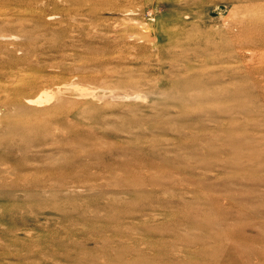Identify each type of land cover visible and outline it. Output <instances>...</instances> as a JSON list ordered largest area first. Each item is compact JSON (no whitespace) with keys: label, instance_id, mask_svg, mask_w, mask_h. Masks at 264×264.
I'll list each match as a JSON object with an SVG mask.
<instances>
[{"label":"rangeland","instance_id":"rangeland-1","mask_svg":"<svg viewBox=\"0 0 264 264\" xmlns=\"http://www.w3.org/2000/svg\"><path fill=\"white\" fill-rule=\"evenodd\" d=\"M0 264H264V0H0Z\"/></svg>","mask_w":264,"mask_h":264},{"label":"bare ground","instance_id":"bare-ground-1","mask_svg":"<svg viewBox=\"0 0 264 264\" xmlns=\"http://www.w3.org/2000/svg\"><path fill=\"white\" fill-rule=\"evenodd\" d=\"M141 24V23H140ZM144 28V27H143ZM71 83V82H70ZM66 85H68V84H66ZM119 85V84H118ZM101 88V87H100ZM80 89H81V87H80ZM120 89V88H119ZM44 90V89H43ZM42 90V91H43ZM50 90V89H49ZM58 90V89H57ZM97 90V89H96ZM112 90V89H111ZM84 91V93H86L87 95H89V92L87 91V90H83ZM82 91V92H83ZM105 91V90H104ZM112 92V91H111ZM44 93H45V91H44ZM90 93H92V92H90ZM46 94V97L44 98V100H49L50 101V99H52V98H54V94H56V92L54 93V94H52V93H50V92H47V93H45ZM60 94V93H59ZM108 94V93H107ZM91 95V94H90ZM95 95V94H94ZM38 96V95H37ZM45 96V95H44ZM96 96H97V94H96ZM122 96V95H121ZM42 97V96H41ZM114 97V96H113ZM125 97V96H124ZM39 98V97H38ZM102 98V97H101ZM30 99V98H29ZM40 99V98H39ZM35 101L37 100V98L36 99H34ZM41 100V99H40ZM39 100V101H40ZM37 102H38V100H37Z\"/></svg>","mask_w":264,"mask_h":264}]
</instances>
